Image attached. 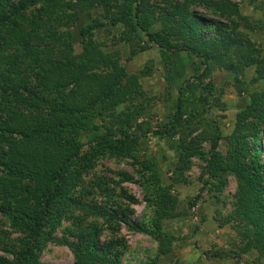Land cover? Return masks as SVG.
Wrapping results in <instances>:
<instances>
[{
  "label": "trees",
  "instance_id": "16d2710c",
  "mask_svg": "<svg viewBox=\"0 0 264 264\" xmlns=\"http://www.w3.org/2000/svg\"><path fill=\"white\" fill-rule=\"evenodd\" d=\"M96 7L113 27L123 24L149 37L162 53L167 81L184 77V53L199 58L206 74L218 68L240 77L256 67L258 79L264 80V58L243 31L251 23L227 0H0V212L21 235L13 246L16 240L0 230V251L11 255L0 254V264H42L49 243L69 247L74 264H120L127 242L115 238L102 243L99 220L112 235L126 225L150 236L158 243V254L167 255L177 238L164 232L163 222L187 216L197 205L195 199L181 209L177 197L153 176L147 179L153 190L148 185L146 199L153 216L149 224L133 222L134 210L112 200L114 182L99 177L87 186V174L101 156L135 157L139 137L128 129L146 115L151 101L137 74L114 66L116 52H106L92 40L104 26L100 20L82 29V51L76 53L73 33L63 28ZM199 7L225 22L208 19ZM157 24L165 38L149 34ZM188 88L195 94L197 85ZM250 99L232 134L217 132L192 142L182 138L174 150L178 174L190 169V158L196 157L206 163L219 193L229 175L236 177V201L225 224L243 229L241 253L254 250L257 262L264 264V91L251 93ZM186 103L184 96L178 99L174 118L157 136L183 133ZM122 106L126 110L118 111ZM87 132L94 137L85 144L80 138ZM205 142L210 143L207 152ZM120 193L138 204L124 188ZM99 194L104 202L96 199ZM64 222L71 223L68 235L59 238Z\"/></svg>",
  "mask_w": 264,
  "mask_h": 264
},
{
  "label": "rangeland",
  "instance_id": "374dc122",
  "mask_svg": "<svg viewBox=\"0 0 264 264\" xmlns=\"http://www.w3.org/2000/svg\"><path fill=\"white\" fill-rule=\"evenodd\" d=\"M227 1L237 4L241 14L249 19L251 27L243 28V31L252 38L264 58V0ZM196 10L208 19L225 22L219 15L205 8L199 7ZM96 20L103 22L104 26L94 32L92 40L106 52H116L118 58L114 66L124 68L129 74H137L151 101L146 115L128 129L131 135L139 137L135 157L101 156L95 168L87 174V186L99 177L111 180L114 182L110 185L114 193L112 200L116 206L130 207L134 210L132 221L146 224H149L153 216V207L146 200L153 190L152 181L148 184L147 179L153 176L158 178L160 186L168 188L177 197L181 209L189 208L191 201L198 200L187 216L163 222L164 232L177 238L172 252L167 255L158 254V243L150 236L132 231L126 225L121 226L118 234L112 235L102 220L98 221L103 231L100 241L105 243L122 238L127 242L120 264H261L257 262L256 251L241 253L243 229L233 222L225 224L236 201V177L229 175L225 190L219 193L215 189L216 181H212L205 170L206 163L196 157L190 158V169L178 174L176 168L179 157L174 150L182 138L192 142L203 135L211 136L218 132L228 136L233 133L238 114L251 102L250 94L264 91V80L258 79L256 67L248 69L240 77L218 68L206 74L199 58L187 57V53H184L186 73L177 83H172L166 80L162 53L157 46L150 44L149 37L123 24L113 27L106 13L99 7L89 9L76 23L63 28L73 33L76 53L82 51V29ZM149 34L165 38L160 24L151 28ZM143 47L148 49L143 51ZM190 84L197 85L195 94L188 88ZM183 96L187 101L186 116L182 120L185 127L183 133L179 132L174 137L157 136L156 132L162 131L174 118L178 99ZM122 110H126V107L118 109ZM192 132L193 135L187 137ZM93 137V132H87L80 139L86 144ZM261 137L264 150V132ZM202 147L207 152L210 143L205 142ZM226 148L225 141H222L221 151L225 152ZM125 177L130 178L129 181ZM148 185L152 186L150 190H147ZM121 187L134 196L138 204L132 205L124 200L120 196ZM96 197L99 203L105 200L100 194ZM93 198L95 195L89 197L88 201ZM70 225V222H64L56 235L59 238L67 236ZM0 230L9 239L16 240L13 246L17 244L21 235L13 232L1 212ZM0 254L11 258L10 254L3 251ZM40 261L42 264H74L75 256L69 247L49 243Z\"/></svg>",
  "mask_w": 264,
  "mask_h": 264
}]
</instances>
